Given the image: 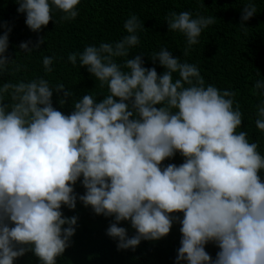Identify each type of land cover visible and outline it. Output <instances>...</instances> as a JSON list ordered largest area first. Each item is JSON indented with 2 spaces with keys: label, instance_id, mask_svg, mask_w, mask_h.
Listing matches in <instances>:
<instances>
[{
  "label": "clouds",
  "instance_id": "clouds-1",
  "mask_svg": "<svg viewBox=\"0 0 264 264\" xmlns=\"http://www.w3.org/2000/svg\"><path fill=\"white\" fill-rule=\"evenodd\" d=\"M16 2L27 27L39 32L52 20L53 8L64 13L62 21L75 19L80 0ZM256 12L249 0L242 9V30ZM165 21L169 31L186 37L187 56L217 19L171 11ZM123 28L127 35L119 41L88 45L67 58L107 87L100 102L86 94L65 115L51 101L54 91L72 95L62 83L52 86L37 77L0 86V264H13L29 250L41 264H56L78 219L64 217L61 207L75 209L73 185L81 176L86 191L78 198L95 214L114 216L106 234L118 241V250L161 239L179 219L170 214L182 212L176 264H264L259 175L264 155L247 132L237 131L242 113L239 104L233 106L236 93L206 86L197 65L166 48L150 57L165 69L162 75L145 68L140 55L117 63L140 43L138 32L147 31L135 14ZM9 32L0 35V73L15 63L5 55ZM43 42L39 39L34 48ZM29 43L22 42L20 49L32 52ZM54 59L43 57L46 73L53 71ZM254 90L264 97V80H257ZM5 96L10 104L3 103ZM256 117L255 126L264 133V99L256 105ZM176 152L184 162L162 168ZM120 221H130L136 234L129 238L117 226ZM209 242L219 249L215 259L205 251Z\"/></svg>",
  "mask_w": 264,
  "mask_h": 264
},
{
  "label": "trees",
  "instance_id": "trees-1",
  "mask_svg": "<svg viewBox=\"0 0 264 264\" xmlns=\"http://www.w3.org/2000/svg\"><path fill=\"white\" fill-rule=\"evenodd\" d=\"M249 0H80L77 6L78 15L71 21H62L64 15L53 8L52 20L42 26L39 32L30 30L26 23V14L17 11L19 4L16 0H0V35L10 29L8 33V48L5 55L14 64L0 73V86L6 82L16 83L30 81L37 77L48 80L50 85L62 83L65 90L72 93L64 97L63 92H53L52 106L64 113L70 114L73 102L86 94L95 97L96 102L108 95L107 87H100V82L87 71V67H80L79 62L73 66L68 62V55L72 52H82L88 45L99 46L102 42H117L127 32L123 24L129 15L135 14L143 23L147 31L138 32L140 43L129 50L125 58H116L117 63L124 59H133L140 55L145 68H155L158 75L165 69L159 61L153 62L151 54L166 48L173 57L197 65L205 85H213L220 90L236 93L234 107L239 104L242 113V124L237 131L248 134L250 142L258 144V151L264 155V133L255 126L256 105L264 97L258 92L254 94V84L257 80H264V0H252L257 12L252 18L244 22L246 30H242L241 14L243 7ZM175 11H189L193 18L197 14L215 16L217 22L204 29L199 43L193 45L188 55H184L187 47L186 37L179 32L169 31L166 15ZM39 39L44 42L39 48L34 45ZM30 42L34 48L30 53L24 52L19 45ZM55 57L52 72L46 73L43 67V57ZM259 73V75H258ZM178 74H173V79ZM64 99L65 103L60 104ZM118 99V98H116ZM10 104L5 96L3 101ZM159 107V105H157ZM184 157L179 152L161 163V167L169 164L179 166ZM264 181V170L259 173ZM83 177L73 185L77 196L75 209L62 205L64 217L76 216L75 233L70 238V246L56 258V264H176V256L180 247L182 234L179 229L182 212L170 215L179 217L174 220L170 232L159 240H141L135 249H117L118 241L108 236L107 229L115 222L114 216L97 215L91 206H84L79 200L86 189L82 186ZM11 226V225H10ZM119 227L126 229L131 238L136 234L130 221H120ZM62 227H67L64 225ZM27 247V246H25ZM205 251L215 259L218 247L209 242ZM13 264H41V261L29 250L23 256L14 260ZM180 264H187L181 261Z\"/></svg>",
  "mask_w": 264,
  "mask_h": 264
}]
</instances>
